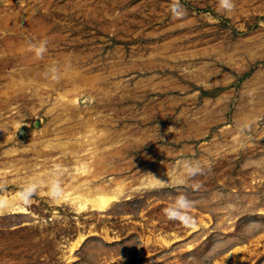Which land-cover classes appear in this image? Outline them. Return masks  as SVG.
Returning a JSON list of instances; mask_svg holds the SVG:
<instances>
[{
	"label": "rangeland",
	"instance_id": "rangeland-1",
	"mask_svg": "<svg viewBox=\"0 0 264 264\" xmlns=\"http://www.w3.org/2000/svg\"><path fill=\"white\" fill-rule=\"evenodd\" d=\"M231 2L0 0V127L28 114L0 144V163L60 108L50 85L10 90V76L68 66L87 81L69 111L109 114L111 130L129 136L92 183L123 180L134 192L77 212L56 191L1 185L29 214L0 215V264H264V0ZM29 42H46L42 57ZM188 164L201 171L189 176ZM158 175L163 186H140ZM178 194L193 201L189 226L163 214Z\"/></svg>",
	"mask_w": 264,
	"mask_h": 264
},
{
	"label": "bare ground",
	"instance_id": "bare-ground-1",
	"mask_svg": "<svg viewBox=\"0 0 264 264\" xmlns=\"http://www.w3.org/2000/svg\"><path fill=\"white\" fill-rule=\"evenodd\" d=\"M60 70H63L64 73H61ZM70 70L71 68L68 66L52 64L48 65L42 72L30 70L25 74L22 71H17L10 76L8 81L10 90H22L27 87L32 92H37V86L50 85L59 93V97H56L55 108L58 106L60 108L43 133H32V135L27 134L26 131L20 133V136L25 137L28 142L26 148L5 150L2 156L4 161L0 163V187L10 183L23 184L21 186L27 191L46 194L50 197H53L54 191H56L58 195L55 197L59 198L54 200L56 204L64 201L72 205L77 212L103 211L107 210L113 203L125 198L128 199L134 193L128 191L123 180L114 181L115 179H113V184L92 183L96 179H100L102 175L104 176L107 166L115 165L116 155L120 153L116 148L121 138L128 139L129 136L111 130L110 126L114 120L110 118L109 114L104 115L103 112L95 110V115L82 117L80 110L72 109L69 111L71 108L68 107V103L74 105L77 100L76 98L69 99V95L79 94L87 82H84L86 79L80 75L79 70ZM66 75L69 76V81L66 83L59 81L60 77ZM49 77L52 79L50 80ZM99 88L102 90V87L98 86ZM40 101V105H43L44 101L42 99ZM67 112L69 114H66ZM16 114V119L13 117L14 119L12 118L1 125L0 144L2 142H6V145L12 144L15 137L11 136L10 133L15 132L24 118L28 116L27 113L17 112ZM248 114L250 115V113ZM70 121L75 123L65 126ZM113 150L118 153L114 154L111 152ZM65 172H71V176L62 178L61 174ZM7 176H12V178L8 179ZM165 178L161 175L149 177L146 180H141L140 186L158 188L165 184L161 183V181L164 182ZM175 178L177 179V177ZM47 185L49 188L45 191L44 186ZM22 199L23 197L19 193L10 197L0 195V215L7 212L29 214V210L20 203ZM84 240L85 236L80 237L74 244H77L78 247ZM73 248L75 245L70 248L71 252L75 250Z\"/></svg>",
	"mask_w": 264,
	"mask_h": 264
},
{
	"label": "clouds",
	"instance_id": "clouds-1",
	"mask_svg": "<svg viewBox=\"0 0 264 264\" xmlns=\"http://www.w3.org/2000/svg\"><path fill=\"white\" fill-rule=\"evenodd\" d=\"M219 4L221 7L227 10H231L233 7L231 0H219ZM180 11V7L178 5L172 6V13L174 16L178 15ZM28 47L30 50H34L38 57H42L43 53L46 49V42H41L39 46L36 44L29 42ZM188 175L194 176L198 174L201 169L198 165H187ZM162 184L166 183L161 181ZM193 201H191L186 195L178 194L173 203L170 206H167L163 209V214L170 221H177L185 226H189L192 221V217L190 216L189 210L193 207Z\"/></svg>",
	"mask_w": 264,
	"mask_h": 264
}]
</instances>
